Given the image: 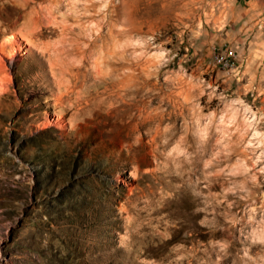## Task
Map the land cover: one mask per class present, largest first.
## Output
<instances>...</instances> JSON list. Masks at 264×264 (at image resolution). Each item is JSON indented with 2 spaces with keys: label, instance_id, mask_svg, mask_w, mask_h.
Returning <instances> with one entry per match:
<instances>
[{
  "label": "rangeland",
  "instance_id": "1",
  "mask_svg": "<svg viewBox=\"0 0 264 264\" xmlns=\"http://www.w3.org/2000/svg\"><path fill=\"white\" fill-rule=\"evenodd\" d=\"M0 49V264H264V0H0Z\"/></svg>",
  "mask_w": 264,
  "mask_h": 264
},
{
  "label": "bare ground",
  "instance_id": "2",
  "mask_svg": "<svg viewBox=\"0 0 264 264\" xmlns=\"http://www.w3.org/2000/svg\"><path fill=\"white\" fill-rule=\"evenodd\" d=\"M91 4L92 3H90V5ZM86 9H88V8H86ZM21 39L23 40V37ZM12 62H13V59L10 57L7 58L4 55L3 49L2 50L0 49V92L1 93L5 92V89H7V83L10 81V68H9V66L11 65ZM60 123H61V120L56 121V125H55L56 128L62 127Z\"/></svg>",
  "mask_w": 264,
  "mask_h": 264
}]
</instances>
